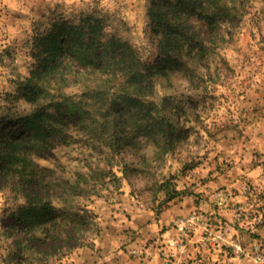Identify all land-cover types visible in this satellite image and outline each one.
Listing matches in <instances>:
<instances>
[{
  "label": "rangeland",
  "instance_id": "obj_1",
  "mask_svg": "<svg viewBox=\"0 0 264 264\" xmlns=\"http://www.w3.org/2000/svg\"><path fill=\"white\" fill-rule=\"evenodd\" d=\"M159 1L0 0L3 127L25 130L18 120L39 107L55 114L63 95L87 93L89 104L101 103L105 89L93 91L98 79L79 62L66 58L43 76L45 44L63 39L59 27L83 25L88 13L145 57H156L168 38L171 55L181 61L172 59L157 74L149 95L174 131L168 143L159 146L139 127L104 132L102 125L75 126L74 119L66 137L52 131L43 148L23 146L34 179L20 180L13 170L0 175V264H258L257 252L264 253V0H249L245 15L231 23L192 14L185 19L191 40L178 50L175 34L151 16ZM80 172L90 186L75 191ZM24 191L73 203L78 210L71 213L86 217L85 244L72 241L63 250L58 240H35L36 253L27 246L17 255L28 237L14 217Z\"/></svg>",
  "mask_w": 264,
  "mask_h": 264
},
{
  "label": "trees",
  "instance_id": "obj_2",
  "mask_svg": "<svg viewBox=\"0 0 264 264\" xmlns=\"http://www.w3.org/2000/svg\"><path fill=\"white\" fill-rule=\"evenodd\" d=\"M248 2L249 0H160L159 7H151L150 13L157 20L158 26L168 27L175 34L174 46L178 50V46H183L185 40H191V24L185 19L192 14L198 12L205 18H211L209 23L216 16L225 17L231 23L235 18L245 15ZM208 3L214 4L211 12L207 10ZM86 17L85 23L75 30L59 27L63 39H51V42L45 44L43 50L46 55L43 59L46 61V69L43 76L49 75L53 70L55 72L56 68L66 62V58L79 62L84 71L92 72L98 79L96 87L99 89L94 88L93 91L105 89L100 98L101 103H90L96 108L92 109L87 93L84 94L86 98L81 99L63 95V100L54 103L55 114L39 107L19 119L18 122L23 123L25 130L3 127L8 119L0 121V175L13 170L19 172L18 176L22 177L20 180L32 181L35 170L30 165L31 169L28 171L29 163H32L30 150L23 146L31 144L32 147L43 148L54 138L51 136L52 131H56L62 138L66 137L67 127L74 119L75 126L102 125L104 132H109V127L114 132H118L120 127H139L143 134H149L159 146L172 138V126L168 120H163L167 117L162 113L164 108L149 99L155 90L157 74L171 65L172 59L174 64H181L180 55L170 53L172 43L168 38L161 40L157 56L145 57L121 35L105 29L103 19L94 13H88ZM56 33H52L51 38ZM49 61L50 64L47 63ZM47 82L51 84L52 80L48 79ZM38 90L43 93L45 87L43 89L40 85ZM39 95L35 102L40 99ZM2 143L6 144L4 151L1 149ZM114 175L117 177L115 173ZM86 183L89 187L87 172H80L71 186L76 191ZM24 196L25 203L14 217L25 224L24 231L28 237L17 255L25 254L27 246L36 253L31 245L35 240L42 243L58 240L63 250L65 244L72 241L75 242L74 246L85 244L86 217L80 211L71 213L72 209L78 208L68 202V199L56 200L50 193L40 196L26 191Z\"/></svg>",
  "mask_w": 264,
  "mask_h": 264
},
{
  "label": "built area",
  "instance_id": "obj_3",
  "mask_svg": "<svg viewBox=\"0 0 264 264\" xmlns=\"http://www.w3.org/2000/svg\"><path fill=\"white\" fill-rule=\"evenodd\" d=\"M256 262L258 264H264V253L262 252H257V255H256Z\"/></svg>",
  "mask_w": 264,
  "mask_h": 264
},
{
  "label": "crops",
  "instance_id": "obj_4",
  "mask_svg": "<svg viewBox=\"0 0 264 264\" xmlns=\"http://www.w3.org/2000/svg\"><path fill=\"white\" fill-rule=\"evenodd\" d=\"M261 232L264 235V226L262 227Z\"/></svg>",
  "mask_w": 264,
  "mask_h": 264
}]
</instances>
